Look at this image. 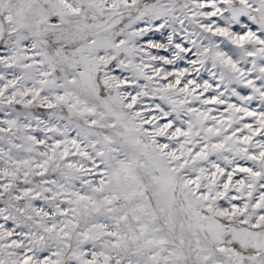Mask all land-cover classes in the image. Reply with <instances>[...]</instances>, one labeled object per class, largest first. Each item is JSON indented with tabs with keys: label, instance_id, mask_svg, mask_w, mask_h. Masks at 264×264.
<instances>
[{
	"label": "snow or ice",
	"instance_id": "snow-or-ice-1",
	"mask_svg": "<svg viewBox=\"0 0 264 264\" xmlns=\"http://www.w3.org/2000/svg\"><path fill=\"white\" fill-rule=\"evenodd\" d=\"M0 264H264V0H0Z\"/></svg>",
	"mask_w": 264,
	"mask_h": 264
}]
</instances>
